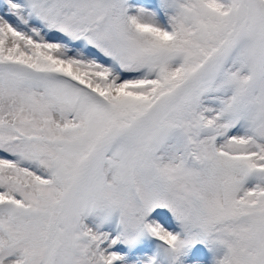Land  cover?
<instances>
[{
    "label": "snow or ice",
    "instance_id": "1",
    "mask_svg": "<svg viewBox=\"0 0 264 264\" xmlns=\"http://www.w3.org/2000/svg\"><path fill=\"white\" fill-rule=\"evenodd\" d=\"M0 264H264V0H0Z\"/></svg>",
    "mask_w": 264,
    "mask_h": 264
}]
</instances>
